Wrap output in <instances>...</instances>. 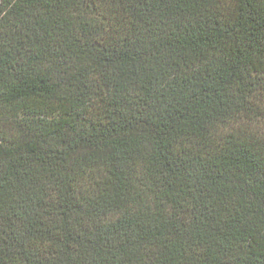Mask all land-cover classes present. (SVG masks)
Here are the masks:
<instances>
[{"label": "trees", "instance_id": "obj_1", "mask_svg": "<svg viewBox=\"0 0 264 264\" xmlns=\"http://www.w3.org/2000/svg\"><path fill=\"white\" fill-rule=\"evenodd\" d=\"M0 264H264V0H0Z\"/></svg>", "mask_w": 264, "mask_h": 264}]
</instances>
